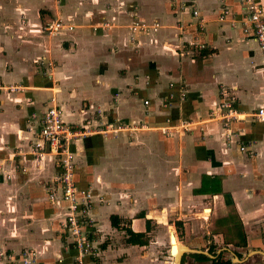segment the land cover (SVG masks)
<instances>
[{"label": "crops", "instance_id": "1", "mask_svg": "<svg viewBox=\"0 0 264 264\" xmlns=\"http://www.w3.org/2000/svg\"><path fill=\"white\" fill-rule=\"evenodd\" d=\"M245 15L243 0H0V80L23 88L0 92V161L11 175L0 179V251L34 249L38 264L76 257L67 204L48 200L57 157L34 155L55 88L72 126H147L69 145L76 185L92 194L84 229L99 252L84 264H155L151 226L164 225L155 216L181 222L191 256L214 259L205 253L221 242L223 260L264 264V122L251 116L264 107V68ZM56 20L74 29L49 36ZM131 21L158 29L131 33ZM223 99L248 115L229 131ZM186 123L187 132H161ZM122 227L147 245L127 244ZM171 245L178 256L177 236Z\"/></svg>", "mask_w": 264, "mask_h": 264}, {"label": "built area", "instance_id": "2", "mask_svg": "<svg viewBox=\"0 0 264 264\" xmlns=\"http://www.w3.org/2000/svg\"><path fill=\"white\" fill-rule=\"evenodd\" d=\"M246 15L241 21L244 34L252 32L258 44L259 51L263 57L264 68V12L258 3V0H243ZM194 17L198 16L197 11H193ZM226 12L218 19L223 21ZM202 24L199 28L202 29ZM131 33H147L156 32L158 25L152 26L141 24L137 21H131L128 26ZM74 29L72 25H68L62 20H56L45 28V32L49 36H58L65 32H71ZM199 49L204 50L205 45H200ZM172 87V85H170ZM21 93L23 88L19 85H5L0 80V92ZM52 96L49 98V106L40 117V128L38 131V141L34 144V155L40 162L46 155H54L57 157L59 173L55 178V185L59 187L53 189L48 194V200L54 202L56 200L63 201L67 204V215L65 228L76 238V257L72 264H84L85 257H93L98 254V249L94 245V241L85 232V226L91 225L92 221L88 217V211L91 207L92 194L87 189H78L74 179L73 156L68 151L69 145L75 141L84 139L94 134L101 136L116 135L122 131H137L138 129L147 128L146 125L130 126L122 124H105L97 127L72 126L64 121L63 111L58 104L55 94V88ZM225 92V89L222 90ZM181 101L185 100L186 94L183 89L178 93ZM172 93L169 99H172ZM148 105V101L144 102ZM248 115L238 112L229 100L223 99L219 106L218 118L225 122V129L229 131V127L234 121H243ZM252 119L264 122V107L258 108L252 115ZM167 123L170 120L167 119ZM191 123L181 126H171L163 128L161 132L169 136L171 133L178 131H189ZM244 148H241L243 150ZM11 179V175L6 170L3 162L0 161V179ZM61 263L62 260H59ZM0 264H38V255L34 249H23L19 253H9L0 251Z\"/></svg>", "mask_w": 264, "mask_h": 264}, {"label": "rangeland", "instance_id": "3", "mask_svg": "<svg viewBox=\"0 0 264 264\" xmlns=\"http://www.w3.org/2000/svg\"><path fill=\"white\" fill-rule=\"evenodd\" d=\"M158 217V216H155ZM168 226H170L171 228H168ZM173 228V229H172ZM176 237L177 236V240L181 245H185V242L182 241L181 239V234H180V230H178L175 226H174V218L166 221L165 225H156L153 224L151 226V232H150V239H152L154 245H155V257H154V262L155 264H175L174 259L176 256H174L172 254V245H171V239L172 237ZM160 239V240H159ZM223 246V244L217 243L215 245L212 244V248L214 249V252H216V248L218 246ZM201 247V246H200ZM179 248L178 245H175V250L177 251V249ZM169 252H171V255L169 254ZM210 256H212V254H209ZM173 257V258H171ZM194 258L193 256H191L189 253L185 254L183 256V260L181 262V264H186L189 262L190 259ZM199 260L201 263H207L208 261H202L200 259ZM235 262H237V260L235 259ZM208 264H210L208 262Z\"/></svg>", "mask_w": 264, "mask_h": 264}, {"label": "trees", "instance_id": "4", "mask_svg": "<svg viewBox=\"0 0 264 264\" xmlns=\"http://www.w3.org/2000/svg\"><path fill=\"white\" fill-rule=\"evenodd\" d=\"M143 217V216H142ZM149 223L150 221L149 220H146V231L148 232L149 229H150V226H149ZM111 224L114 228H117L119 229V226H118V222L116 220V218H112L111 219ZM175 227L180 230L181 227H182V224L181 222H176L175 223ZM123 231H125V234L127 237L126 239V243L127 244H130V245H134V246H145L147 245V237H146V234L145 233H134L131 229L129 228H124L122 227ZM225 244H229V242L225 243ZM208 253L209 254H212V256H216V253L214 252V249L213 248H210L208 250ZM222 253H220L218 256H216V258L214 259H210L206 256H203V255H196V254H193L192 256L196 259H200L202 261H208L210 262V264H233L230 260H223L221 257ZM183 260V259H182Z\"/></svg>", "mask_w": 264, "mask_h": 264}, {"label": "water", "instance_id": "5", "mask_svg": "<svg viewBox=\"0 0 264 264\" xmlns=\"http://www.w3.org/2000/svg\"><path fill=\"white\" fill-rule=\"evenodd\" d=\"M155 219H156L158 222L163 223L164 225L166 224V221L162 220V218H160V217H155ZM168 228H171V227L168 226ZM190 252H192L191 249H189V248H188L187 246H185V245H182V251H181V253L179 254L178 259L175 260V264H181L183 255H185V254H187V253H190ZM169 254H170V252H169ZM205 255H208L209 257H211L208 253H205ZM236 260L238 261L237 258H236Z\"/></svg>", "mask_w": 264, "mask_h": 264}, {"label": "bare ground", "instance_id": "6", "mask_svg": "<svg viewBox=\"0 0 264 264\" xmlns=\"http://www.w3.org/2000/svg\"><path fill=\"white\" fill-rule=\"evenodd\" d=\"M181 248H182V247H181ZM181 251H182V249H181ZM181 251H180V253H181ZM174 253H175V252H174V249L172 248V254L175 255ZM178 257H179V254H178V256H176L175 258H173V259H174V262H175V260L178 259Z\"/></svg>", "mask_w": 264, "mask_h": 264}, {"label": "flooded vegetation", "instance_id": "7", "mask_svg": "<svg viewBox=\"0 0 264 264\" xmlns=\"http://www.w3.org/2000/svg\"><path fill=\"white\" fill-rule=\"evenodd\" d=\"M212 257L216 258V256H212Z\"/></svg>", "mask_w": 264, "mask_h": 264}]
</instances>
